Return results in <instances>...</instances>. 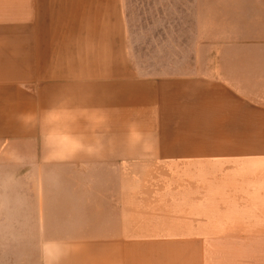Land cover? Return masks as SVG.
<instances>
[{
  "label": "crops",
  "instance_id": "obj_1",
  "mask_svg": "<svg viewBox=\"0 0 264 264\" xmlns=\"http://www.w3.org/2000/svg\"><path fill=\"white\" fill-rule=\"evenodd\" d=\"M247 1L230 23L194 7L181 47L175 9L0 0V192L14 175L41 264H264V6Z\"/></svg>",
  "mask_w": 264,
  "mask_h": 264
},
{
  "label": "rangeland",
  "instance_id": "obj_2",
  "mask_svg": "<svg viewBox=\"0 0 264 264\" xmlns=\"http://www.w3.org/2000/svg\"><path fill=\"white\" fill-rule=\"evenodd\" d=\"M136 6L153 5L161 7L167 10H178V15L166 14L163 17L167 18V22L173 21L175 24L179 23L178 31H173L174 35H179L181 39V47L185 46L186 38L188 37V24L192 22V11L194 7L208 6L211 8V21L218 24L219 22H229L230 17L234 16L235 8L241 5V0H134ZM249 4L256 8L258 6H264V0H249ZM144 18H153L151 15H144ZM230 23V22H229ZM228 23V24H229ZM153 34L155 32L148 31L143 32V39L147 34ZM139 40V38H138ZM264 49V48H263ZM31 122L28 120L27 126H30ZM25 126V128L27 127ZM14 175L8 176L7 188L2 190L3 210H6L7 217L0 216L3 220L0 222V264H41V258L37 254H31V238L27 235V230L31 227V224H20V230L24 228V238L22 242L20 239L17 242V223L15 222V203H16V187ZM24 202L31 203V196L34 198L36 192L25 191ZM7 219V220H6ZM19 226V225H18ZM30 231V230H29ZM21 233V231H20ZM33 246V244H32Z\"/></svg>",
  "mask_w": 264,
  "mask_h": 264
}]
</instances>
